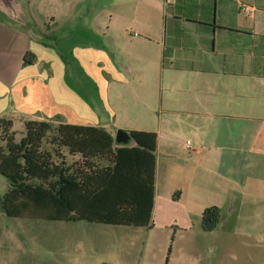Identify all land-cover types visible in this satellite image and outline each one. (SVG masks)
Here are the masks:
<instances>
[{
    "label": "crops",
    "instance_id": "0c3cea01",
    "mask_svg": "<svg viewBox=\"0 0 264 264\" xmlns=\"http://www.w3.org/2000/svg\"><path fill=\"white\" fill-rule=\"evenodd\" d=\"M26 3L47 40L0 19V118L154 132L151 226L198 229L216 206L233 234L264 236V0ZM78 27L104 45L73 44L64 61Z\"/></svg>",
    "mask_w": 264,
    "mask_h": 264
},
{
    "label": "trees",
    "instance_id": "16d2710c",
    "mask_svg": "<svg viewBox=\"0 0 264 264\" xmlns=\"http://www.w3.org/2000/svg\"><path fill=\"white\" fill-rule=\"evenodd\" d=\"M34 60L27 51L22 63ZM127 133L129 139L118 142L103 127L28 120L16 140L12 121L0 118V175L8 184L0 211L8 217L150 227L156 134ZM48 135L51 148L43 146ZM63 149L79 159L67 163ZM219 217L216 206L205 208L201 229L213 231Z\"/></svg>",
    "mask_w": 264,
    "mask_h": 264
},
{
    "label": "rangeland",
    "instance_id": "374dc122",
    "mask_svg": "<svg viewBox=\"0 0 264 264\" xmlns=\"http://www.w3.org/2000/svg\"><path fill=\"white\" fill-rule=\"evenodd\" d=\"M74 38L75 43L64 39L66 47L59 56L64 61L69 60L73 44L104 45L103 35L90 37L81 27ZM79 76L82 92L92 95L93 86L82 70ZM97 92L99 105L101 93ZM117 129H110L113 136ZM13 130L19 140L23 126L15 123ZM49 139L50 135L44 139L46 148H51ZM62 154L67 163L79 159L65 149ZM0 178L2 194L8 184ZM219 214L220 226L214 232L201 227L181 232L173 227L8 217L0 211V264H264V236L233 234V213L224 209Z\"/></svg>",
    "mask_w": 264,
    "mask_h": 264
},
{
    "label": "water",
    "instance_id": "95a60500",
    "mask_svg": "<svg viewBox=\"0 0 264 264\" xmlns=\"http://www.w3.org/2000/svg\"><path fill=\"white\" fill-rule=\"evenodd\" d=\"M0 19L19 28L33 40H47V38H45L34 26L26 0H0ZM129 137L126 130H116V141L124 142L129 139ZM3 179L7 183L4 177Z\"/></svg>",
    "mask_w": 264,
    "mask_h": 264
},
{
    "label": "built area",
    "instance_id": "2783aa9c",
    "mask_svg": "<svg viewBox=\"0 0 264 264\" xmlns=\"http://www.w3.org/2000/svg\"><path fill=\"white\" fill-rule=\"evenodd\" d=\"M189 143H190V141H189V140H187V141H186V145H188Z\"/></svg>",
    "mask_w": 264,
    "mask_h": 264
}]
</instances>
